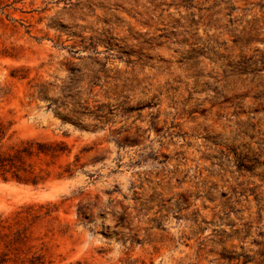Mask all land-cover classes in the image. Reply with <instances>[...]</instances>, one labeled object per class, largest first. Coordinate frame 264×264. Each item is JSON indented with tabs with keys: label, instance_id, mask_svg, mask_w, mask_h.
I'll return each instance as SVG.
<instances>
[{
	"label": "rangeland",
	"instance_id": "rangeland-1",
	"mask_svg": "<svg viewBox=\"0 0 264 264\" xmlns=\"http://www.w3.org/2000/svg\"><path fill=\"white\" fill-rule=\"evenodd\" d=\"M0 125V264H264V0H0Z\"/></svg>",
	"mask_w": 264,
	"mask_h": 264
},
{
	"label": "trees",
	"instance_id": "trees-1",
	"mask_svg": "<svg viewBox=\"0 0 264 264\" xmlns=\"http://www.w3.org/2000/svg\"><path fill=\"white\" fill-rule=\"evenodd\" d=\"M4 136L3 128L0 125V176L5 179L7 174H11L10 176L17 182L35 184L37 175L33 171L24 169V159L33 154H48V149L43 147L44 144L34 140H21L16 145L2 149ZM36 260L31 258L27 262L21 261L20 264H39V261Z\"/></svg>",
	"mask_w": 264,
	"mask_h": 264
}]
</instances>
